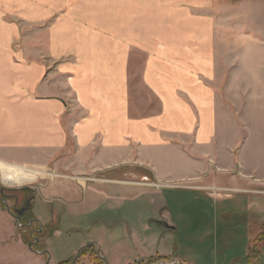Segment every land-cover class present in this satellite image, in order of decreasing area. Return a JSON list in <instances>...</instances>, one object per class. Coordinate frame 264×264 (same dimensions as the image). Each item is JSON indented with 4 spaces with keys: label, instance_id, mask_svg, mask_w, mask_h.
<instances>
[{
    "label": "rangeland",
    "instance_id": "obj_1",
    "mask_svg": "<svg viewBox=\"0 0 264 264\" xmlns=\"http://www.w3.org/2000/svg\"><path fill=\"white\" fill-rule=\"evenodd\" d=\"M133 1L143 7L149 1L156 42L162 43L163 32L172 41L182 35L183 41L196 36L208 42L210 64L200 71V77L216 99L219 147L232 145L234 138L236 166L228 169L215 162L203 179L159 182L142 167L124 165L79 176L66 169L64 161L56 165L57 157L48 165L36 166L0 156L5 163L40 171L35 180L10 186L0 174V198L3 194L12 208L31 194L24 189H32V207L22 222L34 218L51 227L49 233L60 231L33 244L30 230L21 229L0 203V264H248L249 247L251 256L262 254L264 0ZM36 2L12 0L8 4L0 0V31H10L4 37L0 33V52L9 48V55L16 57L12 61L3 54L4 62L0 59V84L6 86L8 95L19 87L18 93L22 87L33 93L40 78L56 80L60 95H74L70 79L79 71L70 68L90 49L76 53L65 38L51 39L52 24L68 21V11L52 13ZM96 2L99 0H89L98 7ZM86 11V15L93 13ZM194 18L202 19V26L200 21L191 22ZM168 20L170 26L163 23ZM35 30L42 32L36 34ZM161 43L156 44L155 53ZM188 43L181 45L194 46ZM149 64L159 72L155 62ZM186 66L190 69L187 76H196L198 71ZM138 69L130 71L133 93L140 104L150 105L155 95L142 85L145 71ZM9 103L19 104L14 99ZM4 153L22 156L19 150L1 148L0 155ZM230 178L238 182L232 183ZM31 228L39 227L33 221ZM44 249L49 258L38 253ZM249 264H264V260L253 257Z\"/></svg>",
    "mask_w": 264,
    "mask_h": 264
},
{
    "label": "crops",
    "instance_id": "obj_2",
    "mask_svg": "<svg viewBox=\"0 0 264 264\" xmlns=\"http://www.w3.org/2000/svg\"><path fill=\"white\" fill-rule=\"evenodd\" d=\"M4 1L9 4L12 0ZM133 2L99 0L98 7L89 0L35 3L52 13L68 11V21L52 24L51 39L65 38L66 45L76 49V53L90 51L70 68L79 71L70 79L74 95H60L56 80L40 78L33 93L23 87L18 93L19 87L8 95L6 86L0 84V117L5 119L0 118V132L4 133L0 136V149L19 150L22 155L13 158L4 153L0 155L3 159L41 166L57 157L56 165L64 164L79 176L124 165L142 167L150 171L152 180L159 182L203 179L215 162L228 169L236 166L234 138L233 146L219 147L216 99L200 77L210 64L208 42L196 36L183 41L182 35L173 42L164 32L162 43L156 42L149 1L144 7ZM140 9L142 13L138 15ZM86 10L93 13L86 15ZM163 23L170 26L169 20ZM0 33L4 37L10 31L5 34L4 28ZM198 33L200 36L201 29ZM182 42L194 46L181 45ZM158 43L159 52L155 53ZM8 52L9 48L6 52L1 49L3 62V54L9 55ZM9 58L16 59L14 55ZM149 62H155L160 73ZM186 63L198 71L196 76H187L190 69ZM139 67L145 71L140 79L142 85L155 95L150 105L140 104L133 93L130 71ZM12 99L19 104L11 105ZM221 169L218 168L226 172ZM38 173L0 161L2 180L9 186L33 181ZM229 180L238 182L235 178Z\"/></svg>",
    "mask_w": 264,
    "mask_h": 264
},
{
    "label": "flooded vegetation",
    "instance_id": "obj_3",
    "mask_svg": "<svg viewBox=\"0 0 264 264\" xmlns=\"http://www.w3.org/2000/svg\"><path fill=\"white\" fill-rule=\"evenodd\" d=\"M81 189H79V193L82 192ZM27 191L31 194L28 197L24 198L23 203H22V201L20 203L16 202L12 208L9 207L8 199L5 198L3 194H2V197L0 198V203L4 206L5 211L13 218V220L19 224L21 229L23 226L25 231L30 230L29 234L32 236V240H33L32 243L38 244L40 241L44 240L45 238L50 237L53 233L55 234V233L60 232V231L57 229L58 230L57 232L54 231L51 234V233H49L50 231L48 230V229L51 230V227L44 226V223H42V222H40L34 218L31 219V221L28 223L22 222V220L25 219V217H26V213L29 212V210L31 209V207H32L31 202L33 201V198H34L33 190L32 189L31 190H28V189L23 190V192H27ZM1 192L2 191H0V193ZM21 192H22V190H21ZM15 198H17V196H15ZM60 199H62V197H60ZM17 200H18V198H17ZM33 221H35L38 224L39 228H37V229L31 228ZM87 246H89V244ZM85 247L86 246H84L82 248H85ZM80 251H81V249H79L77 251V254H79ZM38 253L46 254L48 256V258L50 257V254L48 253V251L46 249H44L43 251L38 252Z\"/></svg>",
    "mask_w": 264,
    "mask_h": 264
},
{
    "label": "trees",
    "instance_id": "obj_4",
    "mask_svg": "<svg viewBox=\"0 0 264 264\" xmlns=\"http://www.w3.org/2000/svg\"><path fill=\"white\" fill-rule=\"evenodd\" d=\"M252 247H249V249H248V253H247V261H248V264H249V262L252 260V258L254 257V258H260L261 259V261L262 260H264V242H263V248H262V254L259 256V255H257V256H251L252 255ZM259 256V257H258Z\"/></svg>",
    "mask_w": 264,
    "mask_h": 264
}]
</instances>
